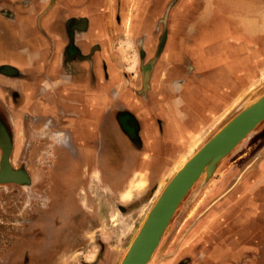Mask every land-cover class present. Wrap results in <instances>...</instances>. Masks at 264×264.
Masks as SVG:
<instances>
[{"label": "crops", "instance_id": "1", "mask_svg": "<svg viewBox=\"0 0 264 264\" xmlns=\"http://www.w3.org/2000/svg\"><path fill=\"white\" fill-rule=\"evenodd\" d=\"M156 2L22 0L4 20L1 108L34 166L76 176L122 149V169L150 151L157 167L244 96L249 33L199 22L186 0L156 17Z\"/></svg>", "mask_w": 264, "mask_h": 264}, {"label": "rangeland", "instance_id": "2", "mask_svg": "<svg viewBox=\"0 0 264 264\" xmlns=\"http://www.w3.org/2000/svg\"><path fill=\"white\" fill-rule=\"evenodd\" d=\"M156 1V17L165 16L168 3L171 9L178 2ZM186 1L196 3L193 16L199 22L210 19L215 25L217 21L227 25L228 21L234 37L239 32L249 33L246 37L251 47L245 54L249 88L244 96L236 100L234 109L188 141L189 152L187 146L175 156L163 152L160 166H155L151 151L127 169L122 168L128 152L112 150L100 163L96 151L93 162L74 165L82 181L77 182L70 173L74 181L63 191L68 195L64 199L55 198L54 185L41 190L37 183L41 178L51 182L61 178L50 168L29 167L35 184L27 188L16 181L0 182V264H119L159 192L176 171L177 158L197 150L241 103L264 92V0ZM20 10L22 0H0V27L4 20L8 25L12 17L21 16L17 14ZM13 132L15 143L9 160L22 165V131ZM2 153L0 148V161ZM31 158L30 154L26 157L28 162ZM62 172L67 173L62 178L68 177V169ZM148 264H264V120L213 172L203 173L194 183Z\"/></svg>", "mask_w": 264, "mask_h": 264}, {"label": "water", "instance_id": "3", "mask_svg": "<svg viewBox=\"0 0 264 264\" xmlns=\"http://www.w3.org/2000/svg\"><path fill=\"white\" fill-rule=\"evenodd\" d=\"M6 69L5 65L0 67ZM262 120L264 92L249 103H241L237 112L218 128L165 183L148 210L119 264H148L176 208L203 173L210 174ZM10 145H3L0 161V182L16 179L7 175L12 168ZM22 172V181H24Z\"/></svg>", "mask_w": 264, "mask_h": 264}, {"label": "flooded vegetation", "instance_id": "4", "mask_svg": "<svg viewBox=\"0 0 264 264\" xmlns=\"http://www.w3.org/2000/svg\"><path fill=\"white\" fill-rule=\"evenodd\" d=\"M247 1H249V0H247ZM170 7H171V5L170 6L167 5V7H166L167 12H166L165 16L168 15V13L170 11ZM245 7H247V6L245 5ZM0 72L6 73L7 67H6V69L0 68ZM2 110L3 109H0V127H1L0 130H2V131H0V148L3 149L2 146L5 145L6 143L7 144L9 143L11 145L10 151L12 154V151L14 149V143H15L14 132L9 130L10 129L9 125L6 123L7 115L4 112V110L3 111ZM24 146L25 145H23L22 147H24ZM97 146H98V144H97ZM91 153H93V152H91ZM11 154H10V157L12 156ZM23 154H24V148H22V156L24 157L25 160H24V163L22 161V165H14L12 163V160L10 159V165H11L12 170L9 173V175L13 172L11 176L15 175L16 179H11L8 182L13 183L16 181L17 183L22 184L23 187L27 188V187L31 186L32 184H35V180H33L34 176H32V171L29 170V167L32 168V166H33L36 169H38L39 167L34 166V163L31 160L28 162L25 154L24 155ZM23 157H22V159H23ZM27 162L29 163V165H27L28 164ZM39 169H44V168H39ZM22 172L25 175L24 181H22ZM70 173H72V175H73L72 171L68 172V175H67L68 177H66L65 179L62 178L63 175H60L59 177H61V178L56 179L54 182H51L50 179L48 181V178H47V180L45 178H41V180L38 181L37 183L40 182L41 190H43L45 185L46 186L48 185V187L51 185V188H52V185H54V189L56 190V191H54L55 198H58V199H64L65 197L68 198V195L65 192H67V189H68L70 182L72 183L74 181L73 180L74 178L73 179L71 178L74 176L70 177V175H69ZM75 178L77 179V182L82 181V177H80L81 178V180H80L79 175H76ZM63 191H65V192H63ZM41 193H43V192H41Z\"/></svg>", "mask_w": 264, "mask_h": 264}, {"label": "bare ground", "instance_id": "5", "mask_svg": "<svg viewBox=\"0 0 264 264\" xmlns=\"http://www.w3.org/2000/svg\"><path fill=\"white\" fill-rule=\"evenodd\" d=\"M1 128V127H0ZM0 131H2V130H0ZM190 148H191V146H189L188 147V150H187V152H189L190 151ZM200 148V147H199ZM198 148V149H199ZM196 152V150L195 151H193L189 156H187V155H185V154H182V155H180L178 158H177V161H176V165H178V167H180L191 155H193L194 153ZM177 167V168H178ZM13 173V172H12ZM12 173L9 175V173L7 174V175H9V176H11L12 175Z\"/></svg>", "mask_w": 264, "mask_h": 264}]
</instances>
